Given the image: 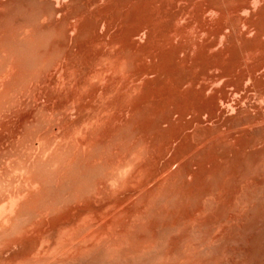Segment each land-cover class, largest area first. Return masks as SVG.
<instances>
[{"label":"bare ground","instance_id":"6f19581e","mask_svg":"<svg viewBox=\"0 0 264 264\" xmlns=\"http://www.w3.org/2000/svg\"><path fill=\"white\" fill-rule=\"evenodd\" d=\"M246 15L247 18L250 17V21L245 17L249 22L244 18ZM209 19L213 20L214 24L212 20L211 22L209 21L213 25L207 23ZM182 21L188 22L183 29L180 26V22L182 23ZM178 26H180L181 29ZM194 27H197V32L207 37V41L205 42L204 40L205 44L201 45L200 43L203 41H197L196 37L195 42H199L200 46L199 44L197 48L195 46L197 50L192 54V50L195 48L191 47V45L194 44H191L190 38L191 40L194 38L190 37V32L195 29ZM202 35L200 37H202ZM202 39L200 38V40ZM145 59H149L154 66H147L146 64L148 63H146L147 61ZM143 60H145L144 63H146L145 65L147 68L138 66L141 68L139 69L137 65H140V63L142 64ZM99 67H104L103 69L106 71L109 67V70L111 69L109 74L113 71L118 73L120 70L119 68H121V71L122 68H125L127 71L131 72L137 84L131 79V75L128 74V76L123 74L125 77L124 80L128 77L127 80L134 81V84H132L131 81L132 85L129 84L130 82L128 81L129 83L127 85L126 82L123 81L122 76H120L124 72L120 71L118 76L122 80H119L118 76L113 73L117 78H113L114 81L112 79L115 88L111 87L113 86L110 83L111 81L107 80L108 83L105 81V77H107L108 73L103 70L102 72H106L103 74L100 69H98ZM54 73L59 74V76L65 80H63L64 83L67 81L65 85L69 83L73 87L67 86L68 88L65 89L66 86L63 84L62 79L60 80L62 83L56 79V82L54 79L51 80V78L57 76L56 74L54 75ZM109 74L108 77L110 76ZM101 76H103L102 79ZM111 76L114 77L113 75ZM98 78L104 80L107 86L111 85L109 86L111 88L107 87V91H105V87L104 91L106 92V96L104 95V97L100 96L99 92L103 91L101 90V84H105V82L99 80L103 82H100L101 84L99 87L97 85V82H99L97 81ZM93 79H95L96 82ZM92 80L94 82H92ZM115 80L123 81V84H126L128 88H131L129 85L133 86V90H131L132 88L130 89L132 92L127 88H123L124 85L120 83L122 88L120 86L117 88L119 84L116 85ZM50 81H54L55 85L56 83H58V85L63 84L65 90L62 89V91H65L64 93L66 96L64 93H61V95L58 92V87V89H53L51 88L52 86H49L50 89H53L49 90L48 84ZM0 82L2 83H0L2 87L5 85L4 92L0 91L2 92L0 93V111L6 112L7 110V112H12V119H10L11 123L7 121V124L4 120L5 124L2 120V123H0L1 125L4 124L2 127L0 126V128H2L0 131L2 133H0L1 137L5 134L2 139L5 137L7 138L6 133L8 136H12L11 139H8L9 141L5 142L8 144L7 146L3 144L4 142L0 144V159L2 160L0 164L4 161L8 166L10 159H12L11 162L14 164V168L17 169L18 172L21 170L23 176V180H20V183L18 182L21 178L20 176L16 181L19 183H17L18 186L15 184L17 187L14 185L16 189L11 192L8 191L9 195L7 196L9 197L6 198L8 199L7 201L3 196V199L8 202V205L5 204L7 205L5 207V205L2 204L3 206L1 205L0 207V211L3 210V213L0 212V264H7L5 261L10 259V256L8 259H4L5 256H3L4 254L2 253V246L5 244L4 241L9 238L12 240V243L10 242L12 244L11 247L14 246L15 249L16 247H25L23 250L24 253L21 252L24 254L23 256L18 252L23 258L20 259L18 257L20 260H18L19 262L17 261L18 264H153L156 260L163 259L167 249L168 253L173 251H171V248L176 246V243L178 244L180 242L179 240L182 238L180 237L182 234L187 235L185 239H187L188 236V240L190 237L193 238V241L190 240L191 242H188L192 243L190 244V246H193L191 250L197 249L198 240L195 245L193 244L196 240L193 232L196 231L192 229L193 232H191V229L188 228L190 224H192L193 228V223L187 221V219L192 221L191 217L188 218L190 215L188 216L187 214L191 213V216L193 215L192 218H194V214H196L195 211H197L195 209L199 208V204L201 205V203L204 202L206 205V202H208V204L210 203L213 205L215 203L214 201L217 199L220 200V202L223 201L221 202L223 203V209L219 207L218 212H220V214L216 212L219 214L218 219L215 220L217 218L215 214L216 218L213 217L215 221L213 223L211 219V225L215 224V227L218 226L221 229L218 230L219 232L223 230L226 235H222L224 237L226 236V239L224 237L222 238L221 235V238L216 237V239H218L215 243L213 236L216 234L211 236L212 233L210 228L213 227L211 226L209 228L210 222L208 221L210 220L207 222L205 220L204 222L206 224L201 222V225H203V227L205 225L210 229L208 230L210 233H203H206L205 238L210 240L208 242L214 243L213 245L217 244L218 240L225 239V241L218 242L219 245L224 242V244H221L223 245V251L221 249V253L217 245H215L216 248H213L211 244L207 254L210 253L212 260H206L208 257H205L202 250L204 248L207 249L205 242L207 239L197 238L199 241L201 240L199 245H202V247L199 246V256L197 253L199 249L197 251L194 250L196 253L193 251V254H197L198 257H201L202 251L204 258H206L204 262L202 261L204 264H208L207 261H220V258L222 256L224 257L225 254H227V258L224 259H228L227 261L229 262H227V264H264V231H262L263 233L258 231L259 234L253 231L255 236H252L253 234H248L252 237H246L245 232H247V229L245 231L244 229L246 226V228L250 229L248 225L251 223L244 227V224L247 223H242L241 219L243 218L244 221H242L245 222V219L249 217L244 219L245 216H241V218L237 216V214L240 215L242 213V211L239 212L240 214L238 213L239 208H242L238 205L239 203L247 207L254 206L255 208L264 206V0H0ZM90 83L91 85L96 83L95 87L97 88H93V86L92 90ZM50 85H52V82ZM135 85L138 86L136 87ZM88 86H90V88H88L90 91L86 90ZM63 87L62 85L60 86V88ZM69 87L71 89H76L78 92L73 91L70 93L71 89H69ZM37 89H40L42 93L44 91L43 98L45 95H49L48 98L45 97L46 99L44 100H47V102L49 100L51 103L50 106L47 104H44L47 107L43 104L42 106H36L42 103L40 100V102L38 101L37 97L41 94L39 93L40 91H38L39 95L37 94ZM47 90H49V93ZM83 90H85L86 93H84L85 91L82 92ZM35 91L39 103L34 101L33 98L32 102L36 107H32V104H29V100L26 102L22 99L24 98L25 100L30 94L33 95ZM66 91L69 94H67ZM124 91L127 92L124 93ZM96 92L99 93L98 95L101 97V101H106V105H108V99L113 101L110 102L109 105V109L112 108L113 111H111L112 115L120 114L118 112L113 114L118 110L125 116L130 112V116L133 117H131V120L128 115V121L127 118L124 119L125 116H121L120 114V117H123V120L120 119L121 122H125V124L123 123L125 126L126 124L131 125L127 127L128 129L125 132L121 133L119 143L126 146L127 144L131 145H128L129 148L121 146L119 150L123 153V157H120L122 156L120 152V156L116 154L112 156L117 150V147L119 148L118 142L114 137L118 133L120 134L122 129L124 130L126 128L124 125V127H122V124H119L120 120L116 118L119 122L118 125L122 128L117 127L118 125H114V130L116 128L118 129V133L115 131V135V133L112 132L114 130L108 125H113L114 123L112 122L116 121L114 119L117 116L110 121L109 119L113 117L106 116L108 113L105 111V114L101 112L102 107H104L102 110H107L106 108L108 107H105V103L102 104L104 101H102V103L97 101L102 104L100 110L96 109L102 116L99 115L100 120L102 118V122L103 120L104 122L106 121V124L104 122H101V124L109 128L110 136L113 134L115 135L112 138H114L117 144L115 142L113 143L118 145L115 147L113 144L115 151L113 152L112 149L111 157L118 156L123 160L125 158L124 155L126 154L125 156H127L124 162L120 159L118 160V157L115 159L113 158L115 162L120 164L115 169L119 171L126 170L125 173H127L128 169H131V171L133 170V173L134 171L135 173L137 172L138 175H141L137 177L141 178L143 176V178H141L143 185L145 184L144 182L147 181L146 183L148 184V182L151 181L154 193L149 190L151 189L150 186L148 190L153 193L152 196L157 195L155 198L149 199L151 194H149L150 192L148 191L149 197H147L149 200L147 201L146 196H143L145 195L144 192H142V195L138 190L139 194H141L143 198L145 197L147 204L145 201L144 204H146V208L148 207L146 209L144 205H141L143 206L141 208L139 202L142 200L141 204H143L144 199H142V196L133 188L140 186L138 189H141L143 185L140 183H138L139 185L137 184V182H141V179L136 178L135 173L133 176H130L131 172L128 173V177H133V179H131L132 181L128 180V178L126 179V177L125 179L126 181L128 180V184L133 182L136 184V187L134 186L135 184L130 185L131 189H133L130 194H133V196L126 193L129 191L128 189H130V187H128V184L125 185V181H123L122 184L124 187L127 186L128 188H124L122 185L121 187H123V189L121 191V187H118V183H115V187L117 186L115 189L120 190L118 193H122V195L124 193L123 190L125 191L126 189L124 193L126 201L129 200L128 196L135 197L133 191L137 192L140 197L137 196L138 199L134 198L137 200L134 205L136 206L139 203L137 208L139 209L140 207L142 210L145 209L143 211L149 213L151 212L149 207L153 205L152 203L156 201L155 199H157L155 203L157 206H155L156 209L161 207L160 203H163L161 200L164 199L161 195H164V206L162 205V209L160 208L158 211H166V213H164L166 217H164L162 212L161 215L165 218L164 221L166 220L165 224L168 223L167 225H165L164 222L162 223L163 217L160 214L158 215V211L154 210L152 207V215L153 213L157 214L154 215L155 217L157 216V220L154 218L156 221L153 220L152 215L150 217L146 216L145 213L141 214L143 212L140 209V214L134 211V209L137 211L138 209L131 204L130 206H134V208L129 206V209H132V212L128 210L131 212V215H129V212H126L128 216H132L133 213V217H129L131 221H127L128 219L126 217L128 216H126V214H124L125 217L124 215L122 216V212L124 213L125 211L124 209H120L122 211L120 213L121 216L127 220H121L122 217L120 216L121 219L118 217L119 220L117 221V215L119 216L120 214L118 213L115 215L112 211L114 209L116 210L118 207L115 208L119 203L117 204L116 201L113 203V200L117 199L116 196H118V193L117 191H115V193L112 191L114 195H116V198H114L113 193L110 191L112 186L110 185L111 188L107 186L108 189L110 188L109 192L104 184L107 182L98 179L102 182V187H105L101 189L102 192L105 189L107 192L111 193V195L108 194V196H106L105 190V195H101V183H99L100 185H97L99 186L97 187V191L100 193L96 191L97 194L94 198L99 196V200L101 198L102 201V197H109V203L115 204L113 210H110L112 216L109 219L114 218L113 220L115 221L110 220V227L108 226L109 223L107 224L109 227L108 229L106 228L107 226H103L107 231L102 229L104 232H100L101 230H97L99 226L97 225V227L95 225L96 223L98 224V220L101 219V216L96 220L95 216L97 215L95 214L94 216V214H92L95 209H92L93 212L91 214L95 218L92 216L93 219L90 221H94L95 219V225H93L94 223L92 225L97 228H91V222L89 221L88 223L90 225L88 227L87 225L85 227L83 223L80 224V227L79 224L77 226L76 223L79 222L78 219L82 220L85 216L87 217L86 219H90L91 217L89 214V212H91V207H89L88 210H83L85 205L87 208L89 205L96 207L97 204L98 206V203L93 205L94 202L92 200L94 199H88L85 195L88 196L87 194L93 190L92 188L96 177L103 171L101 168H104L105 165L103 167H101L102 164H99V167L96 165H98L100 161H104L107 151L105 152L106 145L102 144V140L98 138L101 136L100 133H102V130L99 129L101 131H99L100 133L96 131L100 134H95L97 138L91 133L95 130L88 132L89 136L88 134L86 135V129L88 127V123L86 124L85 122L86 119H82L83 123L87 125L86 129L84 126L82 132L85 131L86 133H82L81 130H79L80 133L78 131V134L81 135L82 133L80 137L85 136L83 137V143L86 139H89V143L91 144L92 142V148L87 140L85 143H87L88 146L86 144V147H83L80 144L84 152L85 148L86 150L88 149V151L91 150L89 153L86 151L83 155L75 153L74 151L77 148L74 150L72 147L73 144L71 145L70 143V137L75 141L77 136H79L76 134L77 126L76 128L73 126L75 129L73 130L72 128V131H70L66 129L69 127H67L68 124L65 125L66 128H62L61 125L68 122L69 116L67 113L70 110H74L75 112L76 110L83 111V109H85L86 115H88V113L91 115L89 118L90 120L96 117L95 115L98 114L97 112L91 113L87 111L88 107L93 108V106L90 107L89 105H85L86 103H82L84 100L88 101L92 99L95 94V96H97ZM102 93L104 94V92ZM77 95L79 97H76ZM60 96L64 99H59ZM33 97H35V95H33ZM40 97H42V95ZM43 98H41V100ZM115 98L117 100H115ZM34 102L37 104H34ZM96 105L99 104L96 103ZM96 108H98V106ZM108 111L111 115L110 110ZM64 112H66L65 114H67L68 120L66 119V121V117H62L66 123L62 119V121H60L61 124L56 122L60 127L58 125V134L55 132L53 133L52 129H54L56 125H49L53 115L50 120H48V115L53 113L60 117V114L61 116L65 115ZM94 113L95 115L92 116ZM2 115L0 117H2ZM70 115H72V113H70ZM84 115L85 114H83V116ZM103 115L107 117L105 119L109 121L103 119ZM175 116L177 121L180 120V122L183 121V123L180 124L176 122L174 120ZM59 117L57 116L58 119ZM87 117H89V115ZM97 118H93L91 121L89 120V126L92 124L94 125L95 119L97 122L96 125L100 124L98 123L99 118ZM79 120L81 121L80 118ZM130 120L132 122H130ZM92 121L94 123H92ZM62 122L64 123L62 124ZM108 122H110V124ZM81 123H79L80 126L84 125ZM175 123L180 125H175ZM9 124L12 125L10 126L12 131L10 128L8 129ZM75 124L77 125L78 123L76 122ZM49 126L52 128L50 129ZM70 127H72V125ZM78 128L81 129V127ZM90 128L91 127H89V129ZM62 129L67 131H63L64 133H62ZM192 129L193 132L190 131ZM73 132H75L76 135ZM90 134L93 136H91V139ZM80 137L78 138L82 140ZM112 138H110L111 142L113 141ZM0 141H2L1 138ZM76 142L79 149L80 142L78 140L73 143L76 144ZM111 142H109L107 146ZM79 150H77V152ZM167 154H171L170 159L168 156L169 160H165L166 163L165 161L162 162L165 158L167 159ZM4 158H9V162L7 161L6 163L7 159L5 160ZM106 160L105 162L108 165L106 168L109 170L110 162L107 160L108 163ZM118 161L121 163L123 162V164L121 165ZM159 161H161L162 164L165 163L164 167L163 165L162 167L165 169L164 172H167L169 175L167 173L165 175L160 173L164 172L163 169H161L162 167L158 168V164H160ZM153 162L157 163L156 165L158 167H156V170L153 167ZM12 163L10 164L13 166ZM117 163L111 162L110 166H112V170L114 168L113 166L117 165ZM11 165L8 167H11ZM0 167L4 169V166ZM157 169H160V172H158ZM14 170L12 174H14ZM3 172L4 170H2L0 176ZM109 172H107L106 175ZM113 173L114 172H112V174ZM116 173L117 172H115V174ZM19 174L21 173L19 172ZM162 175H167L168 177L163 176L162 178ZM12 176L9 178L10 180ZM1 177L3 179L5 178L4 176ZM15 177L17 178V176ZM108 177L107 179H109ZM114 178L111 180H114ZM119 178H117V182H121L120 180L122 179ZM135 178L138 180L137 182ZM1 180L2 179H0V181ZM99 181H97V183ZM1 182L0 197L5 195V187H9L5 185V187H3ZM2 183L5 184V182ZM10 184L12 185V183ZM145 185L144 187L148 186ZM10 188L12 187L10 186ZM112 189L115 190L114 188ZM144 190L145 188H143V191ZM156 190H159V192L155 193ZM6 192L7 191H5V193ZM91 194L94 195V192ZM158 194L159 199L162 198L159 200L160 203L157 198ZM87 199L90 202L92 201L93 204L91 205ZM106 199L108 200V198ZM122 199L120 201L118 200V202L123 201ZM84 200H86L89 205L85 203ZM105 200H103V202H105ZM131 200L130 198V201ZM133 200L130 203H132ZM218 200L216 201V204L218 203L217 205H219ZM82 201L84 202V204L82 203L84 206L81 204ZM103 202H99L100 204L96 209H101L104 204ZM226 202L228 204H226ZM109 203L108 205H110ZM120 204L123 203L121 202ZM191 204H195L197 207L194 209ZM79 205L82 207V211L80 210L79 213H77ZM184 205H187V207ZM104 206L107 207V205H103V210L105 208ZM127 206L128 205L125 204V208ZM167 206L173 208V210L169 207L167 208ZM188 206L192 208V210L194 209L193 213L190 212L191 209L188 208ZM237 206L239 207L238 209ZM119 207H121V205ZM164 207L167 210L164 209ZM185 207L188 213L184 210ZM261 207H259V211L256 209V214L264 209V207ZM108 208L112 209V206ZM209 208H211L210 210L212 213L214 207ZM105 209V212H109V209ZM127 209L128 208H126V210ZM74 210H77L75 213L82 216V218H74L77 222L73 220L75 221L73 223L70 219L74 215H71L72 217H69L70 219L65 220L67 215L73 213L72 211ZM98 210L99 209H97V211ZM174 210L176 212L182 211V214L185 212L187 213L183 215L186 219L184 223L188 222V225L186 223L185 227L189 229L192 234L184 228V224H182V219L184 218H182L181 212L182 222L179 221L180 217H177L178 221L176 220L177 218L174 220L173 217L177 216H174ZM201 210L202 209L199 211ZM100 211L102 213V210ZM172 211L174 214L170 213ZM213 211L215 212V209H213ZM105 212L104 214H106V217L111 215ZM167 212H169L171 216L173 214V217H170L169 214L168 218ZM101 213L99 212L100 215L103 214ZM204 213L206 216V211ZM87 214H89L90 217ZM256 214L253 213L251 217H256ZM103 215L102 218L105 217ZM200 215H202V213ZM158 216L162 218L159 220ZM147 217L149 221L150 218H152L151 221L153 220L154 222L151 223L150 221V223H148ZM171 218L173 220L172 223ZM198 218L199 217H197L196 220ZM252 218H250L248 222L251 221ZM105 219L106 218H103V220ZM132 219L137 222H133ZM167 219L170 221L167 222ZM236 219L240 220L237 221ZM85 220H82V222ZM194 220L195 219H193V221ZM108 221V219L107 221H101V224ZM238 222H241L244 227H242L243 229L240 227L237 228V226L240 225ZM84 223L88 224L86 221ZM74 224L78 227V231L74 228L75 226L73 227ZM235 224L237 225L235 226ZM181 225H183V228ZM256 225L254 224V226L259 227L257 223ZM263 225L259 228L262 229ZM179 227L182 228V234L179 236L180 238L178 237L179 240L177 238L172 239L171 243L168 241L170 244L165 245L164 243H167L166 238H174L175 232L181 233V231L178 230L180 229ZM203 227L200 226V228ZM73 228L76 229L74 232H77L73 233ZM80 228H85L86 231L84 229L82 232L81 230L83 229ZM87 228L89 229L87 230ZM99 228L101 229L102 226ZM175 228L177 231L173 230L175 232H172V229ZM197 228L200 229L198 225ZM197 228L196 230L202 233V230L199 231ZM90 229H95L97 232H94L98 233L99 231V233L95 235L94 232L92 233L93 230L90 231ZM158 229L160 234L158 233L159 231H157ZM206 229L203 230L207 231ZM216 229L218 228L216 227ZM213 230L215 231V228H213ZM89 231L91 233L87 235L86 233ZM155 231L156 235L157 233L159 235L152 237ZM65 234H70L71 239L64 238ZM171 234H173V236ZM188 234H191V236ZM196 235L197 234H195V236ZM199 235L197 236L201 237ZM66 236L69 237V235ZM10 240H6V244H10L8 243ZM173 240L175 241L173 242ZM177 240L179 242H177ZM202 240L206 246H204V248V244H201ZM186 242L187 241H183V243H180L181 245L179 247L181 248L184 246ZM208 242L207 244H210ZM172 243L173 245L170 247ZM5 245L3 248L6 250ZM190 246L188 244V246L185 245L184 248L188 247L189 250L187 251L191 252ZM195 246L196 248H194ZM164 247L165 249L167 247V249L165 250ZM178 248L175 247L174 249L179 251L180 248ZM15 249L13 251L17 254ZM181 250L183 251V248H181ZM181 250L179 251L180 254L182 253ZM10 251L3 252L9 254ZM16 251L18 250L16 249ZM19 251L21 250L19 249ZM176 252L177 251H175V254ZM179 252H177L178 255L173 253V256H176L175 258L172 256L169 259V256L166 255V259L168 257L167 260L175 264L178 262L177 260H180ZM183 252H186V250ZM172 253L170 254L172 255ZM186 253H182L183 255H181L185 259H188V264L198 261L199 258L196 256V260L192 252L191 254L189 253L192 258L190 256L188 258L185 255ZM184 258L182 259L183 261L185 260ZM202 258L203 257L200 259ZM14 259L11 261L13 264L17 263L13 262L15 261ZM166 259H163V262ZM182 260L176 264H180ZM183 261L182 264H185V261L184 263ZM199 261L200 264H203L201 260ZM158 262L160 261L158 260L156 263ZM220 263H224L223 258L222 261L218 262V264ZM8 264L11 263L9 262Z\"/></svg>","mask_w":264,"mask_h":264},{"label":"rangeland","instance_id":"374dc122","mask_svg":"<svg viewBox=\"0 0 264 264\" xmlns=\"http://www.w3.org/2000/svg\"><path fill=\"white\" fill-rule=\"evenodd\" d=\"M245 17L247 18V15L244 16V18H245ZM246 18H245V20H247V19L249 20L250 17L247 18V19H246ZM211 20H212V19H209L208 22H207L209 25H213V24H214L213 20H212L213 24L210 23ZM248 20H247V21H248ZM209 21H210V22H209ZM249 21H250V20H249ZM249 21H248V22H249ZM182 24H183V26H182ZM187 24H188L187 21H182V23L180 22V26L182 27V29L185 28ZM180 26H178V27L180 28ZM210 27H211V26H210ZM194 28H195V27H194ZM196 28H197V27H196ZM196 28L193 29L194 32H193V30H191V32H190V37L194 38V39H192V40H191V38H190V42H191V44H194V45H191L190 42H189V44H190L191 47H193V48H195V46H196V48H197L199 42H202V41H203L202 43H200L201 45H203V44H205V42L207 41V40H206L207 37L204 36V35H202V34H200L199 32H197V29H196ZM212 28H213V26H212ZM180 29H181V28H180ZM244 29H245V28H244ZM192 32H193V34H192ZM196 32H197V33H196ZM194 33H195V34H194ZM197 34H198L199 36H198ZM194 35H195V37H194ZM196 35H197V36H196ZM201 35H202V37H200ZM196 37H197V38H196ZM199 37H200L201 39H202V38H205V39L200 40ZM195 38L197 39V41L199 40V42H197V41L195 42V40H196ZM204 40H205V42H204ZM200 44H199V46H200ZM186 45H187V44H186ZM193 48H192V49H193ZM196 48L192 50V51H193L192 54L194 53V51L197 50ZM145 60L147 61L146 63H148V64L144 63ZM145 60H143V62H142L143 65L140 63V65H137V67L140 66L141 68H142V67L147 68L148 65H150L151 67L154 66V64H153L151 61H149V59H145ZM150 62H151V63H150ZM149 63H150V64H149ZM145 64H146L147 66H146ZM140 67H138V68L141 69ZM151 67H149V68H151ZM103 68H104V67H102V68L99 67L98 69H100V71L102 72L103 70H105V69H103ZM105 68H106V67H105ZM138 68H137V69H138ZM101 69H102V70H101ZM119 69H120V70H119V72H120V71H121V68H119ZM108 70H109V67H108ZM108 70H107V71L105 70V71L109 74V72L111 71V69H110L109 71H108ZM117 70H118V69H117ZM100 71H99V72H100ZM105 71H104V72H105ZM99 72H98V73H99ZM104 72H102V73L104 74ZM106 72H105V73H106ZM119 72H118V73H119ZM121 72H124V73H122L121 75L119 74L120 76H122L123 81H125L127 85H128L129 82H130L129 84H131V81H132V80H127L128 77H126V80H124L125 77H124V75H123V74H125V75H128V74L131 75V72L127 71L125 68H122V71H121ZM113 73H115V74L118 76V73H117L116 71H115V72L113 71L112 73H110V74H109V75H110L109 77H108V74H107V77H105V75H104V77L106 78L105 81H107V80L109 81V80H110V81H111V82H110L111 85L114 84V82H113L114 79H113V78L116 77V75L113 74ZM55 74H56L57 76L54 77V78H51V80H52V79H54V80L56 79V80H59V82H61L60 80L62 79V77H60L59 74H57V73H54V75H55ZM103 74H102V75H103ZM100 75H101V74H100ZM111 75H113L114 77H112ZM129 75H128V76H129ZM58 76H59V77H58ZM57 77H58V78H57ZM102 78H103V76H101V79H102ZM110 78H111V79H110ZM116 78H117V77H116ZM95 79H96V78H95ZM95 79H93V80H95ZM101 79L98 78L97 81H99V80H101ZM112 79H113V81H112ZM118 79H119V80H122L119 76H118ZM129 79H130V78H129ZM131 79L134 80V78L132 77V75H131ZM56 80H55V82H56ZM63 80H64V79H62V81H63ZM93 80H92V82H94ZM119 80H118V81H119ZM64 81H65V80H64ZM64 81H63V84L65 85V83H66L67 81H66L65 83H64ZM101 81L105 82L104 80H101ZM101 81L97 82V85H98L99 87H100V84L103 83V82H101ZM108 81H107V83H108ZM115 81H116V80H115ZM118 81L115 82L116 85L119 84V83L122 84V85H124V84H123V83H124L123 81H119V82H118ZM128 81H129V82H128ZM134 81H135V80H134ZM134 81H132V84H134V83H133ZM51 82H52V85H50ZM55 82H54V81H50V83L48 84V89H49V90H53V89H58V88H59V89H58V92H59L60 94H61V93L63 94V93L65 92V91H62V89L65 90L66 88H68L67 86H72L71 84L67 83L68 85L66 84V85H65L66 87L64 86V87H65V89H64L63 84L58 85V83H56V85H58V86H56V85L54 84ZM57 82H58V81H57ZM95 82H96V80H95ZM100 82H101V83H100ZM112 82H113V83H112ZM0 83H1V82H0ZM61 83H62V82H61ZM107 83L105 82V84H101V86H102V87H101V90H103L102 92H104V94H103L101 91H100V92L98 91V92L100 93V94H99L98 92H96L98 97L95 96V95H96V94H95V95L92 97V99H90V100H88V101H87V100H86V101L84 100V101L82 102V103H86L85 105H87V106H88V105H89L90 107L93 106V108H94L95 110H94L93 108H89V107H88V108H87V111H88V112L90 111L91 113H93V112H97V113H98V114H97L98 116L95 115V113H94L92 116H94V115L96 116V117H93V118H97V117H98V118H99V119L97 118L98 121H99L98 123H100V124H101V122H102V118H101V120H100V116H101V115H100V112L97 111L96 109H99V110H100L101 105L104 104V103L106 102V101L102 100V101H104V102L102 103V101H101V97H100V96H103V97H104V95H105V93H106L105 91H107V87H108V88H111V87H114V86H115V85H113V86L109 85V86H111V87H109V86L106 85ZM1 84H2V83H1ZM1 84H0V85H1ZM53 84H54V86H53ZM93 84H94V85H93ZM93 84L91 85V83H90L91 89H92L93 86H94L93 88H97V87H95L96 83H93ZM120 84L117 86V88L120 86ZM126 84H125V85H126ZM132 84H131V85H132ZM135 84H137L136 81H135ZM61 85H62L63 88H60ZM104 85H105V86H104ZM122 85L120 86L121 88H122ZM125 85H124L123 88H127V89H129V90L133 87V86L129 85V87H131V88H128V86L126 85V87H125ZM138 85H139V84H138ZM138 85H137V86H138ZM49 86H52L51 88H53V89H50ZM90 86H88V87L86 88V90H88V88H90ZM135 86H136V85H135ZM137 86H136V87H137ZM1 87H2V85L0 86V91L4 92L5 85H3V87H2L3 89H2ZM57 87H58V88H57ZM72 87H73V86H72ZM105 87H106V90H105ZM102 88H104V89H102ZM114 88H115V87H114ZM133 88H134V87H133ZM133 88H132L131 90H133ZM1 89H2V90H1ZM60 89H61V91H60ZM69 89H71V88L69 87ZM98 89H99V88H98ZM49 90H47L48 93H49ZM92 90H93V89H92ZM99 90H100V89H99ZM104 90H105V91H104ZM118 90H119V89H118ZM131 90H130V91H131ZM36 91H37V94H38V95H39V93L42 95V97H40L41 95L39 96L40 98L37 97V98H38V101L40 100L42 103H39L40 101H39V102L37 101L36 94H35ZM36 91L34 92V94L32 93L33 95H35V97H33V95L30 94L25 100H24V98H23L22 100H23V101H26V102H28V100H29V101H30L29 104H30V105L32 104V107L42 106V104H43V105H44V104H47L48 106H50V105H51L50 101L48 100V102H47V100H46V101L44 100V99H46L45 97L48 98L49 95H45L44 98H43L44 91H43V93H42V91H41L40 89H37ZM38 91H40V92L38 93ZM56 91H57V90H56ZM69 91H70V90H69ZM69 91H68V92H69ZM73 91H74V92H78L76 89L72 88L71 91H70V93H72ZM84 91H85V90H83L82 92H84ZM88 91H90V89H89ZM2 92H0V93H2ZM125 92H127V91H124V93H125ZM131 92H132V91H131ZM66 93H67V91H66ZM84 93H86V91H85ZM87 93H88V92H87ZM46 94H47V93H46ZM62 94H61V95H62ZM67 94H69V93H67ZM98 94H99L100 96H99ZM101 94H102V95H101ZM38 95H37V96H38ZM64 95L66 96L65 93H64ZM64 95H63V96H64ZM78 95H79V94H78ZM78 95H77L76 97H79ZM31 96H32V98H31ZM105 96H106V95H105ZM95 97H96V98H95ZM99 97H100V98H99ZM103 97H102V98H103ZM11 98H12V96H11ZM33 98H34V101H36L37 103H39L38 105H36V106L33 105V102H32V99H33ZM41 98H43V99L41 100ZM49 98H50V97H49ZM106 98H107V97H106ZM106 98H105V99H106ZM59 99H64V98H63L62 96H60ZM97 99H98V100H97ZM99 99H100V100H99ZM103 99H104V98H103ZM107 99H108V98H107ZM113 99H114V98H113ZM113 99H112V100H113ZM43 100H44V101H43ZM92 100H93V101H92ZM115 100H117V99L115 98ZM115 100H114V101H115ZM97 101H99V102L102 103V104L98 103ZM36 102H34V104H37ZM43 102H44V103H43ZM77 102H78V101H77ZM89 102H90V103H89ZM107 102H108V105H106L107 103L104 104L105 107H108V108H106L107 110H105V109L102 110V109L104 108V107H102V108H101V112H103L104 114H105V112H107L108 115L106 114V116H111V117H113V118L109 119L110 121H112V119H114L115 116H117V117H115L114 120H116V118H118L117 120H120V119L123 120V117L121 118V117H120V114H121V116H125V115H122L123 113H121V111L116 110V112L113 113V114H116L117 112L120 113V114L112 115V112H113V111H112V108L109 109V105H110V102H113V101H111V100L108 99ZM92 103H93V104H92ZM94 103H95V104H94ZM96 103L99 104L100 107H99V105H96ZM40 104H41V105H40ZM95 105H96V106H95ZM44 106H46V105H44ZM94 106H95V107H94ZM97 106H98V108H96ZM46 107H47V106H46ZM88 109H89V110H88ZM92 109H93V110H92ZM108 110H110V112L112 111V112H111V115L109 114V111H108ZM113 110H114V109H113ZM71 111H72V112H71ZM80 111H81V113H80ZM80 111L76 110V111L74 112V110H70V111L67 113L68 116H69V117H68L69 120H68V118H67V116H66L67 114H65L66 112H64L65 115H62V116H61V114H60V117H59V115L56 114V115L59 117V119H58L57 116H56L55 114H53V113H51V115H48V118H49L48 120H50V119H51V116L53 115V116H52V119L50 120L51 122H50L49 125H51V126H52V124H55V125H56V127L53 125V126L55 127L54 129H52L53 133L55 132L56 134H58V133H57V132H58L57 130H58L59 127H60V125H59V124H61L60 121L63 120L62 117H63V118L66 117L65 120H66V119L68 120L67 123H66L67 120H66V121L63 120L66 124H63L64 122H62V124H63V125H61L62 128L65 127V125L68 124L67 127H68V126H69V127H68V128L65 127V128H66L67 130L72 131V128H73V130H74V129L76 128V126H77V130H76L77 132H76V134H78V131H79V130H81V132H82V131H83L82 129H84V126H85V129H86V126H87V125H85V124L83 123V121H82L83 118H84V120L86 119L85 122H86V124L88 123V127H87V129H86V132H87V133H86L85 131L82 132V133H86V135L88 134V136H89V133H88V132H90V131H92V130H95V131H92L91 133H92L93 136H95V137L97 138L96 135L99 134V133L101 132L100 130H102V133H100L102 137L99 136V135H100V134H99V135H98V136H99L98 138H100V139L102 140V142H101L102 144L106 145V150H105V152H106V151H107V152H106V155H105L104 161H103V160H102V162L100 161L101 163L98 161V162H99V163L97 162L98 165H96V164H95V165L98 166V167H99V164H100V165L102 164L101 167H103V166L105 165V166H104L105 169L100 167L101 170H103V171H102V172L96 177V179H97V181H99L98 179H100V181H103V182L106 181V182L108 183V185H107V183H104V184L106 185V189H107L108 191H109V189L111 188L110 185H111L112 188H114V189L117 187V186L115 187V183H116V184L118 183V184H117L118 187H121V186L123 185V184H122L123 181H125V182H126L125 185H127V184H128L127 181L133 179V177H132V178H129V177H128V176H129L128 173L131 172V173H130V176H133V174L135 173V171H134V173H133V170L131 171V169H128V170H127V173H125L126 170H123V171L120 170V171H119L118 169H115V168H117V166L120 165V164H118L117 162H115L114 159H115L116 157L120 156L121 151H120L119 149L121 148V146H122V147H125V146H126V145H123V144L121 145V143H119V139H120L119 137H120L121 133L125 132V131L128 129L127 127H129L131 124H130V125L126 124V126H125V125H124L125 122H123V123H124V124H123V123L121 122V120H120V123L116 120L115 122L113 121L112 123H114V124L110 126V125H108V123L110 124V122H108L107 125H108L109 127H111V129H113V130H114V125H118V123H119L120 125L122 124L121 126H122V127L125 126V128H126V129H124V130L122 129L121 131L119 130V131H120V134L118 133V131H117L118 129L116 128V129H115L114 131H112V132L115 133V131H116V133H118L119 135H118V134L116 135V133H115L116 136H115L114 134H113V135L111 134L112 136H110V130H109V128H107L106 125H105L106 127H104L103 124H101V126H100V124H97V125H96L97 122L95 121V120H96V119H95V120H94L95 123L92 121V123H94V125H95V126H94V125L92 124V125H93V128H92L91 122H90V125H91V126H89V120H90L89 118H90L91 115L88 113L89 117H87L88 115H86V113H85V109H83V111H82V110H80ZM104 111H105V112H104ZM0 112H2V113H0V116L3 114L2 117H0V121H1V120H2V121L4 120L5 123H7V121H9V123H11L10 119H12V118H11V117H12V112H11V111H8V112H7V110H6V112H3V111H0ZM10 112H11V113H10ZM77 112H78V114H77ZM82 112H83V113H82ZM124 112H126V111H124ZM8 113H9V115H10V114H11V115L9 116ZM70 113H72V115H70ZM79 113H80V115H79ZM103 113H101V114H103ZM49 114H50V113H49ZM62 114H63V113H62ZM73 114H74V115H73ZM83 114H85V115H84L85 117L83 116ZM125 114H127V113H125ZM78 115H79L80 117H79ZM99 115H100V116H99ZM118 115H119V116H118ZM128 115L130 116L131 113L129 112ZM128 115H127V116H128ZM49 116H50V117H49ZM54 116H55L56 118H55ZM74 116H75V117H74ZM127 116H125L124 119H126ZM4 117H5V118H4ZM6 117L9 118V119H7ZM70 117H71V118H70ZM76 117H77V119H76ZM81 117H82V118H81ZM101 117H102V116H101ZM131 117H132V116H130V118H131ZM54 118H55L56 120H57V119H58V120L56 121ZM73 118H74V119H73ZM79 118L81 119L82 123H81V121L79 120ZM91 118H92V117H91ZM93 118H92V119H93ZM105 118H107V117H105V116L103 115V119H105ZM132 118H133V117H132ZM132 118H131V120H132ZM6 119H7V120H6ZM53 119H54L55 121H54ZM61 119H62V120H61ZM70 119H71V120H70ZM72 119H73V120H72ZM92 119H91V120H92ZM127 119H128V118H127ZM52 120H53V121H52ZM75 120H76V121H75ZM87 120H88V121H87ZM91 120H90V121H91ZM105 120H108V119H105ZM109 120H108V121H109ZM131 120H130V122H132ZM174 120H175L176 122H179L180 124L183 123L182 120H181L182 122H180V120L177 121V120H176V116H175V119H174ZM190 120H191V119H190ZM190 120H187V121H190ZM2 121H1L0 123H2ZM4 121H3V123H4ZM70 121H73V122H70ZM74 121H75V122H74ZM79 121H80V122H79ZM124 121L128 122L129 119H128V121H127V120H124ZM53 122H54V123H53ZM56 122L59 123V124H58L59 127H58V125L56 124ZM76 122L78 123L77 125L75 124ZM103 122H104V120H103ZM103 122H102V123H103ZM105 122H106V121H105ZM105 122H104V123H105ZM116 122H117V123H116ZM5 123H4V124H5ZM79 123L84 124V125H81V126H80ZM112 123H111V124H112ZM115 123H116V124H115ZM4 124H2V125H4ZM7 124H8V123H7ZM70 124L72 125V127H70V126H71ZM73 124H75V125H73ZM105 124H106V123H105ZM177 124H178V123H175V125H177ZM180 124H178V125H180ZM2 125L0 124L1 127H2ZM78 125H79V126H78ZM98 125H99V127H98ZM120 125H118L117 127L122 128V127H120ZM123 125H124V126H123ZM5 126H7V125H5ZM8 126H9L8 129L10 128V130H11V127H10V126H12V125L9 124ZM73 126H74L75 128H74ZM96 126H97V129H96ZM102 126H103V127H102ZM78 127H81V129H79ZM89 127H91L92 129H91V128L89 129ZM100 127H102V128H100ZM112 127H113V128H112ZM49 128L51 129L52 127L49 126ZM57 128H58V129H57ZM70 128H71V129H70ZM8 129H7V130H8ZM88 129H89V130H88ZM99 129H100V130H99ZM1 130H2V128H0V131H1ZM67 130L62 129V133H64L63 131L66 132ZM5 131H6V130H5ZM11 131H12V130H11ZM11 131H10V133H11ZM96 131H97V132L100 131V132L97 133ZM190 131L193 132V129L190 130ZM3 132H4V130H3ZM0 133H1V132H0ZM60 133H61V130H60ZM62 133H61V134H62ZM73 133L75 134V132H73ZM73 133H72V134H73ZM79 133H80V131H79ZM82 133H81V135H82ZM1 134H2V133H1ZM1 134H0V138H1L2 141H0V144H1L2 142H4L3 144H6L5 142L9 141L8 139H11V137H12L11 135L8 136L7 133H6L7 138L5 137L4 139H2V137L5 136V134H3L2 137H1ZM8 134H9V131H8ZM72 134H71V136H72ZM74 134H73V136H74ZM76 134H75V135H76ZM95 134H96V135H95ZM59 135H60V134H59ZM78 135H79V136H77V138L81 136L80 134H78ZM83 135H84V134H83ZM92 135L90 134V139L93 137ZM73 136H72V137H73ZM91 136H92V137H91ZM113 136H115L114 138H116V141L118 142V145H119V148L117 147V150H119L117 153H115L117 150L115 151L114 145H115V147L118 146V145H116L117 142L114 141V138H112ZM8 137H10V138H8ZM75 137H76V136H75ZM83 137H85V136L80 137V138H82V140L79 139V138H78V139L76 138L77 140L75 139V141H78V140H79V142H80V143L78 142L79 145L81 144L83 147H86V144H87V143H85V141H86L87 139L85 140V138H84L85 141H84V143H83ZM86 138H87V137H86ZM110 138L113 139L112 142H111V139H110ZM70 139H71V140H70V141H71V142H70L71 145L73 144V145H72L73 149L75 150V149L77 148L75 151L73 150L75 153H80V155H83L86 151H87V153H89V152L91 151L90 149H89L90 151H88V149L86 150V148H85V149H84L85 152H84L83 149H82L83 147H81V145H80V148H79L80 150H79V149H78L79 146L77 145V142H76V144H74L73 142H75V141L72 140L73 138L70 137ZM100 139H98V140H100ZM4 140H5V141H4ZM88 140H89V139H88ZM88 140H87V141H88ZM109 140H110V141H109ZM72 141H73V142H72ZM89 141H90V140H89ZM89 141H88V143H89ZM109 142H111L112 144L110 143V144L107 146V144H108ZM113 142H115L116 144L113 143ZM3 144H2V145H3ZM113 144H114V145H113ZM7 145H8V144H6V146H7ZM76 145H77V147H76ZM84 145H85V146H84ZM89 145H90V147L92 148V142H91V144L89 143ZM128 145H131V144H127V146H126L125 148H127V147L129 148ZM133 145H134V144H133ZM87 146H88V144H87ZM110 147H111V148H110ZM112 147H113V148H112ZM87 148H88V147H87ZM81 149H82V151H81ZM109 149H110V150H109ZM112 149H113V152L115 151V152L112 154V156H114L115 154L118 155V156L113 157L114 159L111 157V153H112L111 151H112ZM77 150H79V151L77 152ZM108 151H110V152H108ZM119 152H120V153H119ZM87 153H86V155H87ZM107 153H108V154H107ZM121 155H122V156H120V157H123V153H121ZM125 155H126V154H125ZM125 155H124V157L127 158V156H125ZM170 155H171V154H169V155L167 154V159L165 158L162 162H164L165 160L168 161V160L170 159ZM84 156H85V155H84ZM168 156H169V159H168ZM108 157H109V158H108ZM10 158H11V157H10ZM106 158H107V160H108L110 163L106 160ZM111 158H112V159H111ZM125 158H124V159H125ZM4 159H5V158H4ZM6 159H7V160H6ZM6 159H5V160H6V163H7V161L9 162V158H6ZM117 159L119 160L120 158L118 157ZM124 159L122 160V158H121L120 160L124 162ZM105 160H106L110 165H111V162H112V161H113L114 163H117V165H114V166H113V167H114L113 170H112V168H111L112 166L109 165L110 168H109V170H107L106 167H107L108 165H107V163L105 162ZM111 160H112V161H111ZM0 161H2V160L0 159ZM11 161H12V159H10V163H12ZM116 161H117V160H116ZM166 161H165V163H166ZM118 162H119V161H118ZM123 162H122V163L119 162V163H121V165H122ZM144 162H145V161H144ZM159 162H160V164H161V166H160V164H158L159 167L156 165L157 163L153 162V164L155 165V166L153 165V167H154L155 170H156V167L160 168V167H162V165H163V167H164V164H165V163L162 164L161 161H159ZM3 163H4V161L1 162L0 166H4V167H3L4 169H2L1 167H0V168H1L2 170H4V172H6V173L3 172L4 174L2 173L1 176H4V177L7 176V175H8V176L5 177L4 179L0 176V179H2L1 181H2V182H5V184H3L1 181H0V182H1V184H2L3 187H5V186H9V187H5V189H6V190L4 189V194H5V195H2V196L0 197V203H1V204H0V207H1L2 204H3V205H5V204L8 205V202H6V201L8 200V199H6V198L9 197V196H7V195H9V194H8V191H10V192H11V191H14V190L16 189V188H14V187L17 185V183H18V182L20 183V182L23 180V179H22V178H23V176H22V171L20 170L19 172H20L21 174H19L18 170L14 168V164H13V163H12L13 166L9 163L8 166L11 165V167H8L5 163H4V164H3ZM103 163H104V164H103ZM145 163H147V162H145ZM145 163H143V164H145ZM5 165H6L7 169H6ZM112 165H113V163H112ZM163 167H162L161 169H163ZM9 168H10V169H9ZM1 169H0V170H1ZM8 169H9V170H8ZM14 169H15L16 171H15ZM2 170L0 171V173L2 172ZM6 170H7V171H6ZM10 170H11V172H10ZM13 170H14V174H12V173H13ZM157 170H158V172H160V171H159L160 169H157ZM106 171H107V172L110 171V172L107 174L109 177L106 175V173H107ZM118 171H119V172H118ZM121 171H122V172H121ZM161 171H162V170H161ZM164 171H165V169H163V172H164ZM8 172H9V173H8ZM15 172H16V173H15ZM17 172H18V173H17ZM112 172H114V173L112 174ZM115 172H117V173L115 174ZM10 173H11V175H10ZM104 173H105V176H104ZM120 173H121V175H120ZM160 173L165 175L167 172H164V173L160 172ZM5 174H6V175H5ZM16 174H18V175H16ZM117 174H118V175H117ZM131 174H132V175H131ZM135 174H136V175H135L136 178H138V179L143 178V176H142L141 178L137 177V176H141L140 174L138 175L137 172H136ZM167 174H168V173H167ZM12 175H13L14 177H13ZM112 175H113V176H112ZM126 175H127V176H126ZM164 175H162L161 177L163 178ZM168 175H169V174H168ZM11 176H12V179L10 180L9 178H10ZM15 176H17V178H16ZM19 176H20L21 178H20ZM100 176H101V177H100ZM135 176H134V177H135ZM107 177H108L109 179H107ZM110 177H111V178H110ZM114 177H115L116 179H115ZM119 177H120V178H119ZM125 177H126V179L128 178L127 181H126ZM164 177H168V176L166 175V176H164ZM7 178H8V180H7ZM19 178H20V179H19ZM101 178H102V180H101ZM103 178H104V179H103ZM113 178H114V180H111V179H113ZM117 178L122 179V180H120L121 182H117ZM136 178H135V179H136ZM18 179H19V180H18ZM96 179H95L94 184H93V188H92L93 190H92L89 194H87L88 196L85 195V197L88 198V199H91V200L94 199V200H92V201L94 202V204H93L92 201L90 202L88 199H87V200L91 203V205H92V204L95 205V203H98V206H99L100 203L103 202V200H105L106 198H108V200L106 199L108 202H107L106 200H105V202H103L105 205H107V207H106V206H104V207L107 208V209H109L108 207H109V206H112V209H109V212H105L104 210H106V209H105V208H104V210L102 209V207H103V205H104V204H103L102 207H101V209H100V208H97V209H99V210L97 211V209H96V207H98L97 204H96V207H95V206H90V205L86 202V200H84L85 203H87L89 206L87 205L88 208L86 207V205L84 206V205H83L84 202L82 201L81 204L83 203L82 205L85 207L83 210H86V209L88 210L89 207H91V209H90L91 212H89V214L91 215V217H90L89 214H87V215L90 217V219L88 218V219H89V220H88V219H86L87 217H86L85 215H83V216H85V218L83 217L82 220H85V219H86V220H85L86 223H88V221L91 222V226H90L91 228H94V227L97 226V225H98L99 227L102 226L101 229L97 226V227H98L97 230H99V231L101 230L100 232H104L103 230L107 231V229L110 227V223H109V222H111L110 220H113V219H114V218H112V219H109V218L112 216L110 210L112 211L113 208H114V205H115V204L109 203V197H106V196H108V194L111 195V193H109L110 191H111V192L113 191L114 193H115V191H117V193H118V191H120V190H116V189L113 190V189L111 188V190H110L109 192H107V191L104 189L105 192H106L105 194H107V195L104 196V197H102V201H101V198H100V200H99V196H97V198H98V200H99V201H98L97 198H94V197H96V194H97V193H96V191H97V187H99V186H97V185H100L99 183H101V185H100V187H101L100 190H101L102 188H105V187H102V186H103L102 182L99 181V182L97 183ZM123 179H124V180H123ZM135 179H134V181H135ZM144 179H145V178H144ZM144 179H143V180H144ZM12 180H13V181H12ZM17 180H18V182H16ZM20 180H21V181H20ZM161 180H162V179H161ZM9 181H11V182H9ZM110 181H111V182H110ZM131 181H132V180H131ZM137 181H138V180L136 179V182H137ZM144 181H146V180H144ZM13 182H15V183H13ZM125 182H124V183H125ZM129 182H130V181H129ZM146 182H147V181H146ZM146 182H144V183L146 184V185H145V184H144V185H145V186L148 185L147 187H144L143 182H142V179H141V182H137V184L140 183V184L143 185V186H141V189H142V190H141V189H138L140 186L136 187V184H135L134 182H133V183L130 182L131 184H128V185H129L128 187H130V189H131V186H130V185H134V184H135L134 186H135L136 188H133V187H132V188L135 189L137 192H138V190L140 191V193L144 192L145 195H143V193H142V195H143V196H146V199H147V201H148V200L151 199V198H155V196H156L157 194L154 195V196H152L153 193H154V192H153L154 189L152 190L153 184H151V181L148 182V184H147ZM159 182H160V181H159ZM10 183H12V185H11ZM19 183H18V184H19ZM95 183H96V185H95ZM109 183H110V184H109ZM6 184H7V185H6ZM8 184H10V185H8ZM15 184H16V185H15ZM112 184L114 185V187H113ZM119 184H120V185H119ZM154 184H155V183H154ZM4 185H5V186H4ZM14 185H15V186H14ZM105 185H104V186H105ZM138 185H139V184H138ZM10 186H11L13 189L10 188ZM17 186H18V185H17ZM17 186H16V187H17ZM95 186H96V188H95ZM107 186L110 187V188L108 189ZM149 186H150V188H151V189H149V190H151L153 193H152L151 191L148 190ZM123 187H124V185H123ZM123 187L120 188L121 191H122ZM125 187L128 188L127 186H125ZM125 187H124V188H125ZM9 188L12 189V190H10ZM143 188H145V190H147V191H145V190L143 191ZM98 189H99V188H98ZM130 189H128V190L130 191ZM133 189H131L130 192L128 191V192H126V193H127V194H128V193H129V194L132 193V190H133ZM104 190H103V192H102V190H101V195H102V194L105 195V194H104ZM5 191H7V192H6L7 194L5 193ZM125 191H126V189H125ZM125 191L123 190L124 193H125ZM148 191H149L150 193H149ZM92 192H94V195H95V196L91 194ZM97 192H99V191H97ZM113 192H112V193H113ZM137 192L133 191V193H135V194H134L135 197H131V196H133V194H132V195L130 194L131 196H128V197H129V198H128L127 195L125 194V196L129 199L128 201H126V198L124 197V193H123V195H122L121 192H120L121 194H119V193L117 194V193H116L118 196L114 195V193H113L114 198L117 197L116 200H115L114 198H113L114 200L112 199V200L114 201L113 203H115V201L117 202V204L119 203L118 205L115 206V208L118 206V207L116 208V210L114 209V210L112 211V213L114 212L113 214H115V215H117L118 213L120 214L119 216L117 215V221L119 220V218L121 219V217H122L124 214H126V212H127V213L129 212L128 210H130V209H129L130 207H133V208H134V206H135L134 204H136L135 202H137L136 199H138L137 196H139V195L142 196L141 194H139V192H138V194H139V195H138ZM156 192H159V190H158V191L156 190L155 193H156ZM99 193H100V192H99ZM146 193H147V195H146ZM148 193L151 194V196H152V197L150 196L149 199H148V197H149V196H148V195H149ZM161 193H162V192H161ZM129 194H128V195H129ZM98 195H99V194H98ZM120 195H121L122 198H124V199H122ZM3 196H4V199H5L6 201L3 199ZM92 196H93V197H92ZM115 196H116V197H115ZM119 196H120V197H119ZM140 196H139V197H140ZM143 196L141 197L142 199H144V200H143V204H141L142 200H141L140 198H139V199L141 200V202H139V203H140V206H141V205H144V208H146V204H147V202H146L145 197L143 198ZM147 196H148V197H147ZM90 197H92V198H90ZM100 197H101V196H100ZM105 197H106V198H105ZM118 197H119V199H118ZM161 197H164V199H165V196H164V195H163V196L161 195ZM86 198H85V199H86ZM120 198L123 200V201H121L123 204H120L121 202H118V200H119V201L121 200ZM130 198H131L132 200H133L134 198H136V199H134L135 201L133 200V202L130 203V202L132 201V200L130 201ZM157 198H158V202H159V200L162 199V198L159 199V194H158V197H157ZM110 199H111V196H110ZM164 199L161 200L163 203H160V202H159V203L161 204V205H160V206H161V207H160L161 209H162V207L164 206V205H163V204H164V201H165ZM95 200H96V202H95ZM112 200H111V201H112ZM155 200L157 201V199H155ZM155 200H153V201H155ZM163 200H164V201H163ZM217 200H218V199H217ZM217 200L214 201V202H215V203H214L215 205L213 204L214 206H213L212 204H210V203L208 204V202H206V205L204 204V202H202L201 205H200V204L198 205V206H199L198 209L196 208L197 206H196L195 204H193V205L191 204V205L193 206V208H194V209L196 208L195 210H197V211H195L196 214H197V216H196V214H194V215L196 216V217L194 216V218H192L193 215L191 216V213H190V212L193 213V210H194V209L192 210V208H190L189 206H188V208H190L191 211H190V209H189V211H190L189 213H190V214H187V213H188V210H186V209H187L186 207H187V205H189V204L184 205V206H186V207H185V209L183 208L185 211H187V213H186V212H185V213L183 212V213H184L185 215L187 214L188 216L190 215L189 217H188V216H187V217H188V218L191 217V219H192V221H190L189 219H187V221H189L190 223H191V222L193 223V228H192V224H190L191 226L189 225V227H188V228L191 229V232H193L192 229H194L196 232H198V231L196 230L197 225H198L199 228H200V226L203 227V225H201V222H202L203 224H206L204 221L206 220V222H207L208 220H210V221H208V222H210L209 228L212 226L213 228H215V231L213 230V228H210V229H211V230H210V229H209L208 227H206L205 225H204L205 228L203 227V228H200V229L197 228V229H198L199 231L202 230V233H203V232H206V233H207L208 230H210L211 233H212L211 236H213V234H214V235L216 234L215 236H213V239H215V243H216V240H217L219 237L221 238V235H222V234H223V235H226V234L223 232V230H222L221 232L218 231V230H221L218 226H216V227L218 228V229H216V227L214 226L215 224H212V225H211L212 222L214 223V221L218 219V215L220 214V212H218V211H219V207H222V209H223V203H221V202H223V201L220 202V200H218V201H219V205H217V204H218V203L216 204V201H217ZM111 201H110V202H111ZM125 201H126V202H125ZM144 201H145L146 204H144ZM153 201H152V202H153ZM156 201H155L154 203H152L153 205H151V206L148 205V206H150V207H149V210H151V212H153V211H152L153 209H154V210H157V211H158V209H160V208H157V209H156V207H157L156 204H155ZM2 202H3V203H2ZM5 202H6V203H5ZM99 202H100V203H99ZM106 202H107V204H106ZM108 203H109L110 205H108ZM127 203H129V204H127ZM139 203H138V205H139ZM150 203H151V201H150ZM220 203H221V204H220ZM79 204H80V203H79ZM111 204H112V205H111ZM125 204L128 205V206L126 207V208H128L127 210H126V208H125ZM130 204H131V205H134V206H130ZM148 204H149V203H148ZM154 204H155V205H154ZM203 204H204L205 206H204ZM226 204H228V203L226 202ZM3 205H2V206H3ZM7 205H5V207H6ZM82 205H81V206H82ZM120 205H121V207H119ZM123 205H124V206H123ZM138 205L135 206L136 209H138V208H137ZM158 205H159V204H158ZM162 205H163V206H162ZM165 205H167V204H165ZM202 205H203V206H202ZM220 205H221V206H220ZM238 205L242 207V208H239V207L237 206V209L239 208L238 213H239L240 211H242V213H243L244 215H243L242 213H241V214L239 213L240 215L237 214V216H240V218H241V216H245L244 219H245L246 217H249L248 219H245V222H243V221H244L243 218L241 219V222H242V223H247V224H244V227H245L246 225H248V224L251 223V224H250L251 226L248 225V226L250 227V229H249V228H246L247 226H246L245 229H244V231L247 229V232H245V233H246L245 236H246V237H247V236H249V237L255 236V234H253V233H254L253 231H255V233H257V234H259L258 231H260L261 233H263L262 231H264V225H263V223H264V215H263V214H264V211H263V210H264V209H263V210H260V212H257V214H256V211H257V210L259 211V207H261V206L255 208L254 206H252V207H247V206H245V205H243V204H241V203H239ZM100 206H101V205H100ZM129 206H130V207H129ZM155 206H156V207H155ZM184 206H183V207H184ZM200 206H201V208H200ZM207 206H208V207H207ZM226 206H227V205H226ZM226 206H224V207H226ZM75 207H76V206H75ZM142 207H143V206H141V208H142ZM151 207H152L153 209H151ZM168 207H169V206H167V208H168ZM205 207H206V209H205ZM209 207H214L213 209H215V212H214L213 209H212V213H211V210H210L211 208H209ZM215 207H217L218 209L215 208ZM263 207H264V206H262L261 208H263ZM2 208H3V207H2ZM76 208H77V207H76ZM76 208H75V209H76ZM79 208H80V209H79ZM110 208H111V207H110ZM147 208H148V207H147ZM147 208H146V209H147ZM169 208H170V207H169ZM261 208H260V209H261ZM4 209H5V208H4ZM77 209H78V212H77V213H79L80 210L82 211V207H80V205L78 206ZM92 209H95V210H93L94 212L92 211ZM117 209H119V210H117ZM120 209H124V210H125V211L123 210L124 213H123ZM139 209H140V207H139ZM139 209H138V211L134 209V211H136L137 213L139 212V214H140L141 212L139 211ZM164 209H166V208L164 207ZM170 209L173 210V208H170ZM200 209H202V210L199 211ZM216 209H217V211H216ZM242 209H243V210H242ZM256 209H257V210H256ZM100 210H102V213H103V214H104V212H105V213H109V214H111V215H108V214H107L108 216L106 217V214L103 215V214L101 213ZM131 210H132V209H131ZM131 210H130V211H131ZM140 210H142V209H140ZM143 210H145V209H143ZM143 210H142L143 213H141V214H144V213H145L146 216H150V217H151V215H152L151 212L149 213V212H145V211H143ZM166 210H167V209H166ZM168 210H169V209H168ZM176 210H177V209H176ZM180 210H182V209H180ZM184 210H182V211H184ZM208 210H209V211H208ZM220 210H221V209H220ZM2 211H3V210H2ZM2 211H0V212L3 213ZM76 211H77V210H74V211H72V212L75 213ZM103 211H104V212H103ZM115 211H116V212H115ZM117 211H119V212H117ZM134 211H133V212H134ZM157 211H156V212H157ZM163 211H164V212H162L161 210H160V212L158 211V215H159V214L161 215V212H162V214L166 213L165 210H163ZM170 211H171V210H170ZM174 211H175V210H174ZM182 211H179V212L177 211V212L179 213V216H178V213H177L176 211L174 212L175 214L173 213V211L170 212V213H173L174 216L177 215L176 217H173V214H172V216H171V214H170L169 212H167V213H168V218H169V214H170V217H173L174 220H175V218L180 217V218H179V221H181V215H180V212H181V214H182ZM198 211H199V213H198ZM205 211H206V216H205V213H204ZM92 212H93V213H92ZM99 212H100L103 216H105V217H103V218H106V219H105L106 221H107V219L109 220L108 222H104L105 225H104L103 223L101 224V221L103 222V221H105V220H103L102 215H100ZM120 212H122V216H121V213H120ZM131 212H132V211H131ZM131 212H129V215H131V214H130ZM195 212H194V213H195ZM213 212H214V213H213ZM216 212H218L219 214H217ZM73 213L68 214L69 216L67 215V218H66L65 220L70 219L69 217H72L73 215H74V216L70 219V221L73 222V223H74L75 221L77 222V220H75L76 218H77V219H78V217H79V218H80V217L82 218V216H80L79 214H77V213L73 214ZM91 213L94 214V216H95V214H96V215H97V216H95L96 218H95ZM134 213H135V212H134ZM137 213H135V214H137ZM148 213H149L150 215H149ZM201 213H202V215H200ZM203 213H204V214H203ZM209 213H210V214H209ZM253 213L256 214V217H255V216H254L255 218L253 217L254 219L251 217V216L253 215ZM261 213H263V214H261ZM135 214H134V215H135ZM147 214H148V215H147ZM184 214H182V218L185 219V217L183 216ZM207 214H208V215H207ZM213 214H214V216H213ZM215 214L217 215V218H216V215H215ZM71 215H72V216H71ZM76 215H77V217H76ZM154 215H157V214L153 213V215H152L153 220H154V218H155V219L157 218V216L155 217ZM198 215H200V216H198ZM92 216H93L96 220L99 219V216H101V219L98 220V221H99L98 224L96 223V225H95V223H94L95 219H94V221H90L91 219H93ZM113 216H114V215H113ZM120 216H121V217H120ZM126 216H128V215L126 214ZM153 216H154V217H153ZM161 216L163 217V215H161ZM201 216H203L204 218L201 217ZM208 216H209V217H208ZM257 216H258V219H257ZM115 217H116V216H115ZM118 217H119V218H118ZM124 217H125V215H124ZM124 217H122L121 220H127V219H128L127 221L129 222V221H131V220H129V217H133V213H132V216H128V217H126L127 219H126V218L124 219ZM150 217H149V218H150ZM162 217L158 216V219L160 220ZM164 217H166V214H164ZM164 217L162 218V219H163L162 223L164 222V224H165L166 220L164 221V219H165ZM197 217H199V218L196 220ZM213 217H215L216 219L214 218V219H215V220H214ZM259 217H260V218H259ZM74 218H75V219H74ZM152 218H150V221H151ZM200 218H201V219H200ZM206 218H207V219H206ZM237 218H239V217H237ZM250 218L253 219V221H252V219H251L252 222H251V221L248 222V220H250ZM115 219H116V218H115ZM146 219H148V217H147ZM184 219H182V220H183V223H182V224H184V228H186V227H185V224L187 223V225H188V222L184 223V221H186V219H185V220H184ZM193 219H195V220L193 221ZM202 219H204V220H202ZM211 219L213 220L212 222H211ZM73 220H75V221H73ZM82 220H81V219H78V221H79L80 223L77 222V223H76L77 226H78V224H79V227H80V226H81L80 224H82V223H83V225H85V227H86V225H87V227L90 225L89 223H88V224H85V223H84L85 221L82 222ZM153 220L151 221V223L154 222V221H156L157 219L154 220V221H153ZM167 220H168L167 222L170 221L169 219H167ZM176 220L178 221V218H177ZM198 220H199V221H198ZM236 220H237V219H236ZM239 220H240V219H238L237 221H239ZM242 220H243V221H242ZM255 220H256V222H255ZM113 221H115V220H113ZM132 221H133V219H132ZM135 221H136V220H135ZM135 221H133V222H135ZM148 221H149V219H148ZM150 221H149L148 223H150ZM172 221H173V220H172V218H171V223H172ZM196 221H198V222L195 223ZM237 221H235V222H237ZM246 221H247V222H246ZM258 221H259V222H258ZM136 222H137V221H136ZM138 222H139V221H138ZM181 222H182V221H181ZM235 222H234V223H235ZM241 222H238V223H240V225L238 224L239 226H237V228H239V227L242 228V227H243V225L241 224ZM262 222H263V223H262ZM93 223H94V224H93ZM108 223H109V225H108L109 227L107 226ZM113 223H114V222H113ZM139 223H140V222H139ZM143 223H145V222H143ZM234 223H233V225H234ZM256 223L258 224L259 227H260V226L262 227V225H263V228H262L263 230H262L261 228H259V227H256V226H257ZM259 223H260V224H259ZM76 224H74L73 227L75 226L74 228L77 229L78 227H76ZM92 224L95 225V226H93ZM99 224H100V225H99ZM111 224H112V223H111ZM134 224H136V223H134ZM140 224H141V223H140ZM167 224H168V223H167ZM167 224H165V225H167ZM169 224H170V223H169ZM195 224H197V225H195ZM208 224H209V223H208ZM254 224H255L256 226H254ZM83 225H82V227H83ZM137 225H138V224H137ZM187 225H186V226H187ZM236 225H237V224H235V226H236ZM103 226H107V227H106L107 229H105V227H103ZM138 226H139V225H138ZM182 226H183V225H181V227H182ZM195 226H196V227H195ZM97 227H95V228H97ZM181 227H179L180 229H178V230L181 231V233H180V232H175V231H177L176 228H175V229H172V232H175V233H174V236H173V234H171L174 238H171V239H170V238L168 237L169 240H168V238H166V239H167V243L165 242V243H164L165 245L170 244V243L172 242V241H171L172 239H175V238L178 239V237L182 234V228H183V227H182V228H181ZM244 227H243V228H244ZM255 227H256V228H255ZM74 228H73V230H72L73 233H75V232L78 231V229H77V231L74 232V230H76V229H74ZM206 228H207V229H206ZM221 228H222V227H221ZM243 228H242V229H243ZM258 228H259V229H258ZM80 229H83V228H80ZM84 229H85V228H84ZM84 229L81 230V231L83 232ZM88 229H89V228H87V230H88ZM102 229H103V230H102ZM203 229H206L207 231H204ZM222 229H223V228H222ZM248 229H249V232H248ZM253 229H255V230H253ZM260 229H261V230H260ZM92 230H93V229H90V231H92ZM97 230L94 229V230L92 231V233H93L94 231L97 232ZM173 230H175V231H173ZM186 230L189 231V233H191L189 229L186 228ZM212 230H213L214 232H213ZM85 231H86V229H85ZM90 231H89L88 233H86V232H84V233H86L87 235H88V234L90 235V233H91ZM99 231H98V233H99ZM157 231H159V229H158ZM210 231H209L208 233H210ZM216 231H217V232H216ZM196 232H193L194 238L196 237V240L194 241L193 244L195 245L196 241L198 240V244H197L198 247H197L196 250H195V249H194V250L197 251V250L199 249V250L197 251L198 256H199V254H200V252H199V251H200V247H202V245H201V246L199 245V243L201 242V240L199 241V239H197V238H200V239H201V238L207 239V238H205V237H206V233H203V234H202L201 232H200V233L198 232V233L200 234V235H199V234L196 233ZM98 233H95V232H94L95 235L98 234ZM158 233L160 234V231H159ZM158 233H157V235H156V231H155V233H154V235H152V237H153V236H155V237L158 236V235H159ZM178 233H179V234H178ZM185 233H188V232H185ZM219 233H220V234H219ZM94 234H91V235H94ZM191 234H192V233H191ZM191 234H188V235L191 236ZM195 234H197V235H199V236H201V237H198L197 235L195 236ZM218 234H219V235H218ZM248 234H250V235L253 234V235L250 236V235H248ZM66 235H69V237H67ZM171 235H170V236H171ZM193 235H192V237H193ZM223 235H222V238L224 237ZM183 236H185V237H183ZM186 236H187L186 234H185V235L182 234V235L180 236V237H182V238L179 237L180 240L178 239L180 242L177 240V242H179V243H178V244L176 243V246H173V247H174V248H175V247L178 248V247L181 245L180 243H183V241H187V242L184 243V244H185L186 246H188V244H189V246H190V244H192V243H190V242H191L190 240L193 241L194 239L190 237L191 239L189 238V240H188V237H189V236L187 237V239H185ZM202 236H203V237H202ZM256 236H258V235H256ZM65 237H66V239H67V238H68V239H69V238L71 239L70 234H65L64 238H65ZM216 237H218V238L216 239ZM246 237H245V238H246ZM183 238H184L185 240H184ZM224 238L226 239V236H225ZM66 239H65V241H66ZM182 239H183V240H182ZM204 239H203V240H204ZM225 239H224V240H223V239H222V240L220 239V240L217 241V244H215V245L218 246V248H220L219 251H221V249H222V251H223V245H221V244H224V242H222V243L220 242V243H221L220 245L218 244V242H219V241H225ZM6 240H10V238H9V239H6ZM6 240L4 241L5 244L7 243ZM203 240H202V243H201V244H204L203 242H204L205 240H204V241H203ZM11 241H12V240L8 241V243H10ZM67 241H68V240H67ZM168 241H169L170 243H168ZM174 241H175V240H173V242H174ZM181 241H182V242H181ZM188 241H190V242H188ZM208 241H210V240L207 239V240L205 241V242H206L207 249L210 248V247H211V244H212V243H210V242H208ZM4 242H3V243H4ZM207 242L210 243V244H207ZM11 243H12V242H11ZM11 243H10V244H6V245L3 244V246H2V249H3V250H2V253L4 254L3 256H5L4 259H8V257L10 256V259H8V260L5 261V263H7V264H8L9 262H10L11 264H13L11 261H12L14 258L17 259V258L19 257V258L21 259L22 256L24 255V254H22L21 252H23V250H24L25 247H23V248H22V247H21V248H17V247H16V249L18 250V251H16V249H15L14 246L11 247V245H12ZM187 243H188V244H187ZM164 244H163V246H164ZM174 244H175V243H174ZM184 244H183V245H184ZM213 244H214V243H213ZM213 244H212L213 248H214V247L216 248V246L213 245ZM4 245L6 246V250L3 248ZM7 245H9L12 249H11L9 246H7ZM172 245H173V243L171 244V246H170V245H169V246L172 247ZM177 245H178V246H177ZM185 245H184V246H185ZM208 245H209V247H208ZM169 246H168V247H169ZM184 246H182L181 248H183V251L186 250V252H188V251H187V250H189L188 247H185V248H184ZM199 246H200V247H199ZM204 246H205V244L203 245V248H204ZM206 246H205V247H206ZM173 247H172V248H173ZM192 247H193L192 245L189 247L190 250H191ZM221 247H222V248H221ZM13 248L15 249V252H17V254L14 253V251H13L14 249H13ZM172 248H171V251H172V250L174 251L175 249H174V248L172 249ZM179 248H180V247H179ZM179 248H178V249H179ZM181 248H180V250H181ZM194 248H196V246H195ZM19 249H20L21 251H19ZM164 249H165V247H164ZM166 249H167V247H166ZM166 249H165V250H166ZM192 249H193V248H192ZM207 249L204 248L202 251H203V253L205 254V257H206V258L208 257V259L204 258V255L202 254V251H201V255H202V256L200 255L201 257H203L202 259H200L201 257H198L197 254H196V255L193 254V251H194V250H191V252H192V255H194L195 257L197 256V257L199 258L198 261L201 260V262H202V261L204 262L205 259H206V260H209V259L212 260L210 253L208 252L209 254H207V251H209V249H208V250H207ZM7 250H8V251L11 250L13 253L10 251L9 254H8V253H6V252H8ZM169 250H170V248H169ZM180 250H179V251H180ZM3 251H6V252H3ZM163 251H164V250H163ZM167 251H168V249H167ZM167 251H165V252H166V253H165V256H164L165 258L163 257V259H166V255L169 256V259H170V258L173 256V253L175 254V251L179 252L178 250H175L174 252L172 251L173 253L170 252V253H172V255H171V254L168 253ZM183 251L181 250V252H182L183 254L186 253V252H183ZM195 251H194V253H196ZM222 251H221V253H222ZM18 252H19L22 256H21L20 254H18ZM177 252H176V254L178 255ZM191 252L189 251V252L186 253L185 255L189 258V256L191 257V255H190ZM205 252H206V253H205ZM10 253L12 254V256H11ZM23 253H24V252H23ZM182 253H181V254H182ZM189 253H190V254H189ZM169 254H170L171 256H170ZM176 254H175V255H176ZM179 254H180V252H179ZM181 254H180V257L177 256V257H179L180 260H182V259L184 258V257H182L183 254H182V255H181ZM188 254H189V255H188ZM6 255H7V257H6ZM13 255H16V256H13ZM17 255H19V256H17ZM206 255H208V256H206ZM209 255H210V257H209ZM223 255H224V254H223ZM186 256H185V257H186ZM225 256H226V257H225ZM225 256H224V257L222 256V257L220 258V259H221L220 261H222V258H223V260H224V263H223V264H225V262H226V264H227V262H228V261H227L228 259H227V260L224 259V258H227V254H225ZM173 257L175 258L176 256H173ZM181 257H182V259H181ZM197 257H196V260H197ZM228 257H229V256H228ZM19 258H18L17 260L14 259L15 261H13V262H14V263L17 262V261L19 260ZM174 258H173V259H174ZM191 258H192V257H191ZM191 258H190V259H191ZM22 259H23V258H22ZM163 259H162V258H161V260L158 259V260L160 261V262H158V263H160V264H171V263L174 264L173 262H170V261L167 260L168 257H167V259H166L167 261L165 260V261L163 262ZM184 259H185V258H184ZM186 259H187V258H186ZM186 259L184 260V261H185V264H188V263H187V262H188V259H187V261H186ZM193 259H194V257H193ZM193 259H192V260H193ZM9 260H10V261H9ZM158 260H156V262H157ZM174 260H175V259H174ZM180 260H177V261L180 262ZM194 260H195V259H194ZM194 260H193V261H194ZM7 261H8V262H7ZM19 261H20V260H19ZM19 261H18V262H19ZM172 261H173V260H172ZM175 261H176V260H175ZM182 261H183V260H182ZM182 261H181L180 264H182ZM184 261H183V263H184ZM189 261H190V260H189ZM198 261H197V262L194 261V262H196V263L198 264V263L200 262V261H199V262H198ZM209 261H210V260H209ZM209 261H207L208 264H211L212 262L215 263V264H216V262H217V264H218V262H220V261H216V262H215L214 260L211 261V262H209ZM229 261H230V260H229ZM18 262L15 263V264H18ZM156 262H154L153 264H158V263H156ZM161 262H163V263H161ZM178 262H176V263H178ZM191 262H192V261H191ZM191 262H190V263H191ZM194 262H192V264H193ZM203 262H202V263H203ZM176 263H175V264H176ZM196 263H194V264H196ZM213 263H212V264H213ZM221 263H222V262H221ZM221 263H220V264H221ZM228 263H229V262H228ZM199 264H200V263H199ZM203 264H204V263H203Z\"/></svg>","mask_w":264,"mask_h":264}]
</instances>
